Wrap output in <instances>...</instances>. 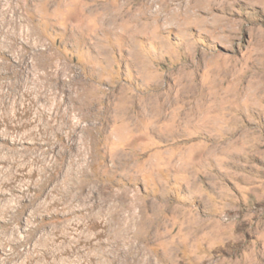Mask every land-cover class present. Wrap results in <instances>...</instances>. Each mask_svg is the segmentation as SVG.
<instances>
[{
	"label": "rangeland",
	"instance_id": "374dc122",
	"mask_svg": "<svg viewBox=\"0 0 264 264\" xmlns=\"http://www.w3.org/2000/svg\"><path fill=\"white\" fill-rule=\"evenodd\" d=\"M0 264H264V0H0Z\"/></svg>",
	"mask_w": 264,
	"mask_h": 264
}]
</instances>
